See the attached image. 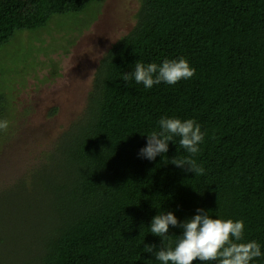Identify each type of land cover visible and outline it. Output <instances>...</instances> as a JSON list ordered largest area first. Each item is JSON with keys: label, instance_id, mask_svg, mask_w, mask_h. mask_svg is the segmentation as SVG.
<instances>
[{"label": "trees", "instance_id": "1", "mask_svg": "<svg viewBox=\"0 0 264 264\" xmlns=\"http://www.w3.org/2000/svg\"><path fill=\"white\" fill-rule=\"evenodd\" d=\"M94 1L0 0V49L56 15H80L78 25L66 22L85 26ZM179 58L192 78L151 89L122 78L137 62ZM6 104L0 95V121ZM161 118L200 125L204 140L191 158L202 175L171 164L191 155L180 137L155 161L139 155ZM12 187L26 202L12 209L11 227L0 222V264H161L145 245L174 246L183 229L170 226L162 244L153 218L172 212L183 223L197 209L243 221L241 242L256 241L262 253L250 264H264V0H140L134 26L101 59L82 117L26 181L4 190ZM9 236L16 247L7 250Z\"/></svg>", "mask_w": 264, "mask_h": 264}, {"label": "rangeland", "instance_id": "2", "mask_svg": "<svg viewBox=\"0 0 264 264\" xmlns=\"http://www.w3.org/2000/svg\"><path fill=\"white\" fill-rule=\"evenodd\" d=\"M139 6L140 0H95L87 16H96L85 26L66 22L78 25L80 15H56L46 28L19 31L0 49V95L7 101L3 121L8 122L0 135L4 227L14 224L18 211L12 209L19 200L26 202L24 194L10 196L16 186L5 187L26 181L42 153L82 117L101 59L134 26ZM1 246L16 247L15 238Z\"/></svg>", "mask_w": 264, "mask_h": 264}, {"label": "clouds", "instance_id": "3", "mask_svg": "<svg viewBox=\"0 0 264 264\" xmlns=\"http://www.w3.org/2000/svg\"><path fill=\"white\" fill-rule=\"evenodd\" d=\"M194 75L195 69L184 58H179L165 59L162 65L137 62L134 72L124 73L122 78L127 82L134 77L137 84L151 89L153 85L162 82L174 85ZM159 127L160 131L147 135V146L140 149L139 155L155 161L158 155L168 152L169 142H174V137H180V147L191 155L181 159L173 158L171 164L185 172L202 175L203 167L198 166L191 158L200 151L199 144L204 140L200 125L192 119L182 121L178 118H161ZM7 128L8 122L0 121V130L6 131ZM197 212L199 214L183 223L172 212L155 216L150 231L162 239V244L169 238L170 226L182 228L183 233L174 246L169 244L157 251L156 245H145V252L154 253L161 264H195L196 261L250 264L255 258L261 257V247L256 241L241 242L245 230L243 221L211 218L204 209H197Z\"/></svg>", "mask_w": 264, "mask_h": 264}]
</instances>
